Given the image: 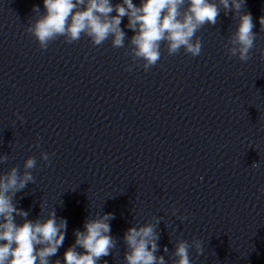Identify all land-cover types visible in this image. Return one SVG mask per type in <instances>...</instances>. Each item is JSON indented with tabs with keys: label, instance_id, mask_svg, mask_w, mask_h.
<instances>
[{
	"label": "clouds",
	"instance_id": "9594fccd",
	"mask_svg": "<svg viewBox=\"0 0 264 264\" xmlns=\"http://www.w3.org/2000/svg\"><path fill=\"white\" fill-rule=\"evenodd\" d=\"M219 4L226 15L228 12L238 14L235 31L228 36L230 47L226 46L227 52L230 57L238 56L240 61L247 62L257 34L253 31L255 24L251 13L241 11L245 0H231V3L219 0ZM43 6V14L39 6H33L36 19L26 29L40 49L46 50L60 37L73 43L82 34L90 38L93 46H99L111 37L114 48L124 47L126 34L121 22L127 17V28L134 33L130 57L134 62L142 61V65L137 66H142L146 72L160 60L162 42L166 43L169 55L177 54L183 48L186 54L199 56L202 44L199 38L193 39L195 34L205 24L215 25L220 15L215 0H141L139 6L133 0L115 4L111 0H43ZM113 12L116 15H111ZM259 24L264 31V17L259 18ZM127 70L131 71L132 66ZM7 159V155L0 156V163ZM41 159L51 164L48 153L42 152ZM36 166V158L29 157L22 174L17 167H12L0 175V264H50L49 258L55 256L64 243L67 221L61 218L57 222L55 211L43 222L40 219L32 221L27 219L26 211L13 203L18 192L35 183L30 170ZM252 166L259 167V164ZM260 191L264 193V186ZM16 216L21 217L23 223L17 224ZM113 218L112 213H105L85 221L84 230L75 232V243L64 253V264H98L102 257L109 256L116 247L110 235L109 221ZM158 239L152 224L128 228L123 236L128 249L124 253L126 264H166L163 256L155 254L159 249ZM193 246L198 255L203 254L200 240L194 239L192 244L179 240L175 246L174 264H191L189 249ZM77 248L83 251H77ZM55 264H61V261L56 260Z\"/></svg>",
	"mask_w": 264,
	"mask_h": 264
}]
</instances>
